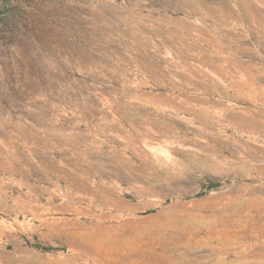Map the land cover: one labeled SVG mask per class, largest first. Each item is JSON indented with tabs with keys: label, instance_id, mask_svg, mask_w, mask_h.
<instances>
[{
	"label": "rangeland",
	"instance_id": "1",
	"mask_svg": "<svg viewBox=\"0 0 264 264\" xmlns=\"http://www.w3.org/2000/svg\"><path fill=\"white\" fill-rule=\"evenodd\" d=\"M233 115L264 119V0H0V264H264Z\"/></svg>",
	"mask_w": 264,
	"mask_h": 264
},
{
	"label": "bare ground",
	"instance_id": "2",
	"mask_svg": "<svg viewBox=\"0 0 264 264\" xmlns=\"http://www.w3.org/2000/svg\"><path fill=\"white\" fill-rule=\"evenodd\" d=\"M263 112V111H262ZM234 118H236L237 116L233 115ZM237 119L239 121H241V125L245 126L246 128L250 129V130H253V131H256V132H259L261 134L264 135V119H244V117H237ZM237 121V120H235ZM238 121V122H239ZM162 123V122H161ZM237 127V126H236ZM163 132V131H162ZM161 133V132H160ZM214 155H217V152L214 151L213 152ZM263 154L264 155V151H254L252 155H250V157L252 159H244V162L246 164V166L250 167L251 169L252 168H256V169H260L262 172L264 171V163L262 162H253V160H257V155H261ZM168 156V155H167ZM166 157V156H165ZM245 157V156H244ZM167 159V158H166ZM222 160V159H221ZM220 160V161H221ZM161 161V160H160ZM168 161V160H167ZM225 161V160H224ZM226 165V164H225ZM260 171V172H261ZM237 174V173H236ZM25 200V199H24ZM103 204V203H102ZM101 204V206H102ZM29 206H32L31 204H28ZM258 205L261 207V208H264V197H252L250 199H248L246 202H245V206L247 207H255L257 208ZM105 208V206H104ZM32 210V209H31ZM32 214L34 216H37L40 218V221H43V215L42 213H37L36 211L33 210ZM51 226V224H50ZM53 226V225H52ZM257 249V248H256ZM190 250V249H189ZM186 252V251H185ZM255 253V252H254ZM88 254V257L90 260L92 261H96L98 264H102L101 259L94 253H87ZM260 257V256H259ZM183 258V257H182ZM186 258V257H185ZM195 259V258H193ZM216 260V259H215ZM218 260V259H217ZM217 262V261H216ZM232 262V261H231ZM239 262V261H238ZM261 263V262H260ZM201 264V263H200ZM218 264V263H217ZM220 264V262H219ZM233 264V263H232ZM263 264V263H262Z\"/></svg>",
	"mask_w": 264,
	"mask_h": 264
}]
</instances>
